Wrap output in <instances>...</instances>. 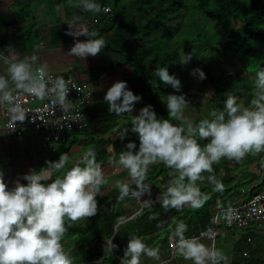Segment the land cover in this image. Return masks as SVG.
Segmentation results:
<instances>
[{"label": "clouds", "instance_id": "9594fccd", "mask_svg": "<svg viewBox=\"0 0 264 264\" xmlns=\"http://www.w3.org/2000/svg\"><path fill=\"white\" fill-rule=\"evenodd\" d=\"M70 2L92 14L108 10L101 0ZM57 11H61V5H57ZM69 25V35L88 37L75 41L67 52L70 56H96L108 45L98 29ZM7 51L8 55L0 52V59L6 64L0 72V105L7 108L10 122L17 126V121L26 119L28 112L22 103L25 95L51 98L63 111L72 107L68 94L76 86L70 79L54 76L36 51L23 57L13 46H8ZM191 58V53L183 52L179 62L186 65ZM153 72L175 90L161 96L168 118L159 117L151 104L140 108L138 114H132L142 94L129 88L126 80L114 82L104 96L109 112L118 116L131 114V126L122 129L120 138H125L131 128L138 133L140 141L138 147L135 141H129L126 150L114 161L128 173L127 177L115 181L118 199L124 201L131 197L141 201L143 193L151 189V184L146 183L150 167L163 163L169 169L170 179L156 197L162 207L202 208L209 195L201 191L198 181L206 179L214 191L224 189L222 179L215 174L214 164L222 158L240 161L248 154L264 153V68L255 74L254 95L249 104L240 102L229 91L225 93L223 107L211 108L198 121L186 114L191 102L187 93L181 91V79L170 74L166 66H157ZM191 75L200 80L207 76L200 67L192 68ZM201 140L206 143L202 144ZM69 159L70 154L62 152L58 160H49L47 166L22 174L27 183L17 179L13 187H9L0 169V264H74L73 257L65 251V234L77 221L97 213V196L104 194L106 174L92 149L86 150L78 163L65 170ZM53 172L59 174L53 177ZM142 203L153 205L154 201L148 199ZM218 218L214 217V221ZM226 219L232 222V209L228 210ZM158 227H163V222ZM187 229L184 220L176 221L170 229L169 240L174 244L175 255L193 264H231V257L215 242L209 245L200 236L189 237ZM118 247L112 236L106 239V253ZM145 256L166 264L161 260L159 245L150 246L141 236L132 234L120 257L121 264H141Z\"/></svg>", "mask_w": 264, "mask_h": 264}, {"label": "crops", "instance_id": "0c3cea01", "mask_svg": "<svg viewBox=\"0 0 264 264\" xmlns=\"http://www.w3.org/2000/svg\"><path fill=\"white\" fill-rule=\"evenodd\" d=\"M62 1L0 0V52L8 55V46L15 47L20 57L36 51L51 72L64 77L72 75L78 81L88 83L92 91L89 126L85 131L70 133L68 141L52 151L30 128L22 137H9L4 129L5 106L0 105V169L5 173L9 187H13L17 179L27 183L22 174L47 166L49 160H58L62 152L70 154L67 170L79 162L86 150L92 149L106 174L104 194L97 196V213L77 221L65 234V251L73 257L74 264H121L120 257L124 255L132 234L141 236L150 246L159 245L161 260L166 264H193L175 255L174 244L169 240L170 229L178 220H184L188 225L186 235L189 237L200 236L209 245L215 242L231 257V264H264V227L252 224L239 230H227L215 238L202 235L213 225L219 208L249 199L253 187L261 182V175H264V165L258 162L256 167H251L243 160V164L235 165L222 158L214 164L215 174L222 179L224 189L214 191L206 179L198 181L201 191L209 195L205 205L199 209L190 206L164 209L156 200L170 179L169 169L163 163L150 167L146 183L151 184V189L143 193L141 201L131 197L124 201L118 199L119 189L115 181L127 177L128 173L114 161L121 151L126 150L129 141H135L137 147L140 141L138 133L132 132L131 128L125 138H120L122 129L131 126V114L118 116L109 112L104 96L117 80H126L128 87L137 94L145 89L132 61L128 60V55L137 56L145 42L138 40L141 34L134 15L129 20L120 15L107 23L100 19L98 13L85 12ZM106 1L110 2L101 0L103 5L107 4ZM57 5H61V11H57ZM69 23L79 28L98 29L108 45L96 56H70L67 52L75 41L88 37L69 35ZM5 68L6 64L0 59V72ZM145 105L140 100L135 102L132 114H138ZM57 174L53 172L52 176ZM260 189L264 191L263 187ZM148 199L154 201L153 205L142 203ZM121 217L124 219L120 220ZM161 222L163 227H158ZM111 236L119 247L106 253V239ZM141 264H160V261L145 256Z\"/></svg>", "mask_w": 264, "mask_h": 264}, {"label": "trees", "instance_id": "16d2710c", "mask_svg": "<svg viewBox=\"0 0 264 264\" xmlns=\"http://www.w3.org/2000/svg\"><path fill=\"white\" fill-rule=\"evenodd\" d=\"M106 5L112 8V13L101 12L99 16L107 23L120 15L128 20L133 17L123 0ZM136 10L134 18L139 22L141 34L138 40L145 42V47L139 49L137 56L128 55V60L132 61L139 80L145 84V89L138 93L142 94L140 101L153 105L160 117L168 118V109L161 96L175 90L154 75L157 66L168 67L170 74L181 79V91L187 93L190 109L200 104L198 98L204 97L205 90L212 86L214 93L208 101L209 108H205L208 112L213 107H223L225 92L234 78L232 69H244L246 76L252 74L255 77L256 72L264 68V0H138ZM174 16H181L182 20L177 22ZM183 52L192 54L186 65L179 62ZM236 55L240 62L234 65L231 60ZM194 62L204 69L206 79L191 75V63ZM244 87L248 90L247 85ZM203 117L196 115L194 120ZM201 143L206 141L201 140ZM255 157L259 165H264V153ZM230 161L235 165L242 163V160ZM261 178L249 198L264 192L260 189H264V175Z\"/></svg>", "mask_w": 264, "mask_h": 264}, {"label": "built area", "instance_id": "2783aa9c", "mask_svg": "<svg viewBox=\"0 0 264 264\" xmlns=\"http://www.w3.org/2000/svg\"><path fill=\"white\" fill-rule=\"evenodd\" d=\"M107 6V11L103 14L112 13V8ZM93 23V22H92ZM54 76L56 73L51 72ZM76 87L71 88L69 100L72 107L68 111H63L59 104H54L51 98L37 99L25 95L22 103L26 108V119L17 121V126L10 122L7 108L4 110V129L9 137H22L28 128L32 129L42 141L53 151L57 150L60 143L68 141L69 134L73 132L85 131L89 126V105L92 101V91L90 85L80 82L75 76H67ZM16 126V127H15ZM13 127H15L13 129ZM229 209L233 211L232 222L226 219ZM213 225L202 232V235L215 238L220 233L227 230H239L252 224L264 227V192L252 195L248 200L239 204L224 206L217 210ZM211 229V231H209Z\"/></svg>", "mask_w": 264, "mask_h": 264}, {"label": "rangeland", "instance_id": "374dc122", "mask_svg": "<svg viewBox=\"0 0 264 264\" xmlns=\"http://www.w3.org/2000/svg\"><path fill=\"white\" fill-rule=\"evenodd\" d=\"M70 2V0H64V2ZM128 4L127 6V12L133 13V15H136L137 10H136V2L138 0H123ZM108 4V3H107ZM109 4L114 5V0H110ZM116 11H120L119 8H115ZM35 12V10H34ZM99 14V13H98ZM176 16H174V19ZM182 17L179 16L178 18L175 19V21H181ZM202 21H206L204 18H202ZM36 23V21H34ZM215 27H217V24H213ZM240 62V57L236 55L232 60L231 63L236 65ZM192 67H199L197 62L191 63ZM232 73L234 74L233 81L231 82L230 86L227 88L226 92L231 91L232 94L236 95L239 98L240 102H243L245 105L249 104L250 100L252 99L254 95V82H255V77L254 75L250 74L246 76V72L244 69L237 70V69H232ZM244 85L248 86V90L245 89ZM207 93V94H206ZM214 93V88L212 86L208 87L205 92H204V97L198 98L200 104L195 107L194 109H190L189 107L186 109V114L190 115L192 118L196 117V115H204L206 116L208 114V111H206L205 108L208 106V101L210 97ZM226 96V94H225ZM219 107V106H218ZM209 108V107H208ZM243 163L248 164L251 167H256L257 166V160L255 155L248 154L246 155L243 159Z\"/></svg>", "mask_w": 264, "mask_h": 264}]
</instances>
